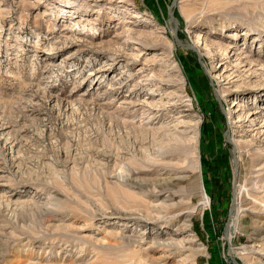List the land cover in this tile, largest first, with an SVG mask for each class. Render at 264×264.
<instances>
[{
  "label": "rangeland",
  "instance_id": "1",
  "mask_svg": "<svg viewBox=\"0 0 264 264\" xmlns=\"http://www.w3.org/2000/svg\"><path fill=\"white\" fill-rule=\"evenodd\" d=\"M0 264H264V0H0Z\"/></svg>",
  "mask_w": 264,
  "mask_h": 264
},
{
  "label": "bare ground",
  "instance_id": "2",
  "mask_svg": "<svg viewBox=\"0 0 264 264\" xmlns=\"http://www.w3.org/2000/svg\"><path fill=\"white\" fill-rule=\"evenodd\" d=\"M197 38V37H196ZM192 42H193V45H195V47L196 48H198L199 47V40L198 39H195V38H192ZM205 52V51H204ZM209 54H212V56L213 57H215V58H217V57H221V59H228V58H230L229 57V55H228V53H221V52H217V51H214L213 50V52L212 51H210L209 52ZM245 59V58H244ZM242 62L243 61H241L240 62V64L239 65H237L236 66V70L234 71V73L235 72H241L242 71V66L243 65H241L242 64ZM223 65V63L221 62L220 63V66H222ZM234 78L231 76L230 78H228L227 80V83H230V84H233L234 82H235V80H233ZM186 143V142H185ZM238 144H239V142H238ZM238 148V147H237ZM238 199H241L240 198V196L238 197L237 195H236V201H235V203L236 202H238L237 200ZM239 204V203H238ZM238 212L239 211H234V213L232 214V217H231V220H230V225H229V232H230V235H232L233 234V232L236 230V227H237V223L239 222L238 220H239V214H238Z\"/></svg>",
  "mask_w": 264,
  "mask_h": 264
},
{
  "label": "water",
  "instance_id": "3",
  "mask_svg": "<svg viewBox=\"0 0 264 264\" xmlns=\"http://www.w3.org/2000/svg\"><path fill=\"white\" fill-rule=\"evenodd\" d=\"M170 14H171V16H172V19H175L174 12H173L172 9H171V11H170Z\"/></svg>",
  "mask_w": 264,
  "mask_h": 264
}]
</instances>
